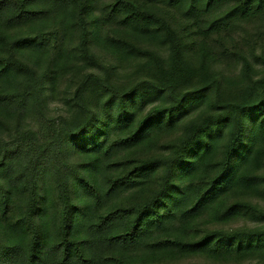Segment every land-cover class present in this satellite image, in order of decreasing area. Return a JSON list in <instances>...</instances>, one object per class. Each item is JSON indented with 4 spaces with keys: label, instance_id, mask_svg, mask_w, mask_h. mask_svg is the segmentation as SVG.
I'll return each mask as SVG.
<instances>
[{
    "label": "trees",
    "instance_id": "1",
    "mask_svg": "<svg viewBox=\"0 0 264 264\" xmlns=\"http://www.w3.org/2000/svg\"><path fill=\"white\" fill-rule=\"evenodd\" d=\"M3 1H11L21 8L17 0ZM189 1L194 6L199 0ZM206 1L207 10H211L219 2L230 0ZM253 6L255 12H259L264 7V0H242L238 9H246L244 13L247 14L254 9ZM127 10L129 12V7ZM140 15H129L131 18L127 19L125 29L120 31V37H101L95 30L88 31L104 55L119 65L132 56L148 59L146 74L130 89L120 90L108 85L93 72L83 77L75 91L78 96L89 88V81L94 80L93 87L98 85L117 99L115 111L94 109L89 105V116L81 126L75 130L72 124L67 126L68 132L77 135L78 139V134L86 132L90 125L101 124L102 136L110 145L106 157L101 156L104 145L95 141L94 148L89 151L92 153L87 159L88 164L83 167L87 174L82 176L63 161L60 145L50 143L32 149L22 172L29 193V200L23 205L22 220L14 227L13 218L7 216L9 211L0 219L10 246L18 243L16 228L23 223L29 225L32 231L29 264L37 259L35 248L52 240L49 227L53 189L46 188L41 196L38 176L42 168L51 170L55 183L65 254L77 255L83 264H94L89 244L95 236L91 229L95 225L101 231L108 221L120 219L117 240L116 234L109 229L108 239L100 242L103 258L97 264H138L143 260L139 254L142 249H148L154 258L173 252L167 251L169 248L179 254L189 252L192 249L189 243H179L177 247H172L174 243L154 245L148 237L152 239L156 231L176 233L179 227L183 230L190 226L199 213L208 211L212 214L224 208L216 202L218 196L234 189L245 192L251 186V176L264 162V122L261 121L264 114V77L256 79L243 71L240 77L250 80V83L243 86L241 97H233L228 85L231 82L227 84L224 77L213 71L212 59L204 51V42L197 46L202 51L201 57H197L195 52L189 53L190 50L187 51L180 40L176 44L171 41L164 57L146 47L138 48L136 43L141 39L154 41L160 34V29L152 28L148 16ZM68 16L74 17L69 11L59 16L64 34L72 22ZM203 35H208V32L204 31ZM6 37L0 32V127L6 126L15 116L9 111L8 104L17 96L25 108L33 104L36 111L43 104L41 96L45 94V85L51 84L53 77L50 73L56 64L44 63L34 54L28 55L30 40L13 44L8 49ZM117 63L112 65L117 66L114 71L119 68ZM45 66L47 76L39 80L38 73ZM164 96L168 97L169 103L161 100L158 110L161 106L164 109L157 114L150 112L141 121V109L138 108L152 98L163 99ZM247 117L253 118L255 123L251 138L242 150ZM176 126H180L182 131L180 145L166 157L151 156L153 149L149 144L155 142L158 130ZM117 132L119 135L113 139ZM220 148L223 152L218 159ZM19 150L15 140L5 143L0 168L10 157L18 155ZM120 153H125L127 159L120 160L119 166L111 165L109 169L110 157ZM200 184L204 186L198 188ZM8 188L4 197L5 202L11 205L12 188ZM0 190L3 191L2 188ZM142 195H145L144 203L138 202ZM74 198L78 199L76 207ZM188 202L194 204V209L184 214L187 210L184 206ZM101 209L104 213L102 220L97 216ZM37 216L39 222L35 220ZM229 217L230 214L225 213L222 218L228 220ZM71 248L74 249L72 253Z\"/></svg>",
    "mask_w": 264,
    "mask_h": 264
},
{
    "label": "rangeland",
    "instance_id": "2",
    "mask_svg": "<svg viewBox=\"0 0 264 264\" xmlns=\"http://www.w3.org/2000/svg\"><path fill=\"white\" fill-rule=\"evenodd\" d=\"M17 1L21 8L11 1L0 0V32L7 35L4 38L6 46L9 49L13 44L30 40L31 45L27 47L28 55L34 54L44 63L56 64L50 73L53 77L50 80L51 84L48 82L45 85V94L41 96L45 107L41 104L35 111L32 104L31 107L25 108L17 96L8 104L9 111L15 116H12L10 123L6 122V126L0 127V156L7 142L15 140L16 146L20 147L18 155L10 157L6 165L0 168V188L3 189L0 190V219L9 211L7 216L13 218L14 227L21 222L23 205L29 200L22 172L32 149L50 143L60 145L63 150V161L82 176L87 174L83 167L88 164L87 159L92 153L89 151L94 148L95 141L104 145L101 156L106 157L109 152L110 145L105 143L101 124L90 125L86 132L78 134V139L77 135L68 132L67 126L70 124L75 130L86 121L89 116L87 111L89 105L94 109L116 110L117 99L104 92L98 85L93 87L91 84L95 82L94 80H90L89 88L77 96L75 91L83 77L94 72L108 85L126 90L134 87L147 72V58L136 59L132 56L121 66L104 55L96 46V41L88 35V31L95 30L101 37H120V31L125 29L127 19L140 13V16L149 17L151 25L153 24L152 28L160 29V34L154 41L141 39L136 43L138 48L146 47L164 57L168 54L167 48L171 46V41L176 44L177 40H180L186 50H190L189 53L195 52L197 57H201L202 51H199L197 46L204 42V51L208 52L212 59L213 71L224 77L227 84L231 82L228 85L233 97H241L244 94L243 86L250 83V80L240 77L243 71L256 79L264 77V7L255 12L256 8L253 6L254 9L245 14L246 9H238L242 0L219 2L211 10H207L206 0L196 1L194 6L189 0ZM127 7L130 9L129 12ZM68 11L74 17L68 16L72 22L65 28L64 34L59 16ZM204 31L208 32V35H203ZM116 63L119 68L114 71L117 66L112 65ZM46 70L45 66L39 71V80L45 79ZM161 100L167 103L169 99L167 96L163 99L152 98L145 106L139 107L140 120L145 119L152 111L160 113L164 109L161 106L162 108L158 110ZM261 121L264 122V114ZM254 123L253 118L247 117L242 150L251 138ZM181 133L180 126L159 129L155 142L149 144L153 149L150 155L168 156L180 145ZM118 135L119 132L113 139ZM222 152L220 148L218 159H221ZM110 159L113 162L107 164L109 169L111 165L119 166L120 160L127 158L125 153H120ZM38 178L41 196L46 188L53 189L49 227L52 240L35 248L37 259L33 264H83L77 255L71 257L72 255L65 254L61 208L51 170L42 168ZM250 183L251 186L245 192L234 189L220 194L216 202L225 207L212 214L208 211L199 213L191 225L189 224L191 227L187 226L183 230L179 227L176 233L156 231L152 239L148 237L154 245L165 246L167 243H174L172 247H177L179 243L185 245L189 243L192 247L189 252L179 254L177 250L169 248L167 251L173 252L154 258L148 249H142L139 254L143 260L140 257L138 264H264V162L251 176ZM8 186L12 188L11 205L5 202L4 197L5 192L9 190ZM201 186L204 185L200 184L197 187ZM147 187L149 185L144 189ZM144 200L145 195H142L138 202L144 203ZM74 205L75 207L78 205V199L74 198ZM184 208L187 209L184 213L186 214L194 209V204L188 202ZM225 213L230 214L228 220L222 218ZM103 214L101 209L97 214L101 216L100 220L103 219ZM35 220L39 222V217L37 216ZM109 229L116 234L117 240L120 219L108 221L101 231L97 230L95 225L91 229V234L95 236L89 244L92 247L91 254L94 256L91 259L94 264L103 258L100 242L108 239L106 237ZM16 231L18 243L16 246H10L7 235L0 226V264H29L28 252L32 246V231L27 223L19 225ZM96 233L98 235H95ZM73 251L71 248V253Z\"/></svg>",
    "mask_w": 264,
    "mask_h": 264
}]
</instances>
